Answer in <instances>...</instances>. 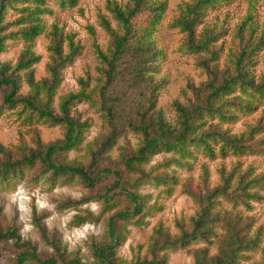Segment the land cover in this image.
Returning <instances> with one entry per match:
<instances>
[{"label": "trees", "instance_id": "16d2710c", "mask_svg": "<svg viewBox=\"0 0 264 264\" xmlns=\"http://www.w3.org/2000/svg\"><path fill=\"white\" fill-rule=\"evenodd\" d=\"M80 0H0V54L8 47L7 42L17 41L22 48L17 60L0 63V117L11 113L21 126L63 130L62 140L43 146L37 138V148L26 150L16 146L0 145V191L10 192L17 184L42 186L50 192L58 186H82L88 189L101 187L103 191L78 201L59 203L56 210L76 209L70 222L77 227L86 223H99L106 215L105 231L99 242L88 245L91 264H166L168 254L187 250L195 244H211L216 238V229L230 235V245L223 259L210 264H239L246 260L244 253L256 251L260 240L249 236V227L234 231L235 214L221 212L220 201L232 211L238 208L250 210L251 202L264 198L257 191L264 189V176L251 178L249 174L221 175L219 184L209 189L206 170L200 183L185 184L183 191L197 207L195 215L188 220L177 221L178 234L171 235L162 225L153 229L148 242L147 254L140 260L123 262L116 256L117 249L125 242L129 227L145 225L144 219L160 207L152 195L143 194V187H152L159 194L170 196L178 179L170 167L189 171V160L195 154L208 159L217 156L264 155V139L252 142V134H259L264 127L255 126L244 138L228 136L218 131L222 125L234 124L240 116L253 113L257 105H264V76L254 83L248 76L249 59L254 51L264 46L260 40L248 51L242 49L231 57V70L227 76L218 77L210 72L209 82L202 86L195 101L182 94L183 102L174 101L175 123L168 124L161 110L156 109L160 84L154 77L165 60L158 48L154 34L166 11L164 0H128L121 6L109 3L106 11L115 27L104 18L100 25L108 41L105 51L95 48L98 62L97 77L93 85L89 79L78 80V92L57 97L61 84V71L77 53L72 37L66 36L56 26L46 32L43 17L51 15L49 3L59 10L73 9ZM231 0H192L174 28L186 34L184 47L192 54L210 53L212 39L209 31L203 30L200 39L194 36L202 25L206 11ZM10 11L16 19L7 22ZM14 27L15 30L9 28ZM241 33V29H238ZM47 37V62L44 78L35 80V66L41 57L35 55V40ZM68 47L65 54L63 47ZM27 87L25 96L20 95L22 86ZM87 103L98 115L101 126L99 135L82 150L81 145L89 128L87 122L72 115L77 104ZM136 140L131 146L127 137ZM120 141L122 146H118ZM217 147V149H215ZM116 148V166H102L101 161L110 157ZM84 152L82 161L69 159L70 152ZM160 153L170 158L146 168L150 159ZM96 202L100 213L77 210L79 206ZM46 217H33V226L39 233L40 242L51 248L52 255L41 257L28 242L22 241L14 227L0 230V243L11 242L12 253H0L1 264H82L73 253H68L59 239L48 237L41 225ZM194 264H206L205 255L197 257ZM264 264V247L261 263Z\"/></svg>", "mask_w": 264, "mask_h": 264}, {"label": "rangeland", "instance_id": "374dc122", "mask_svg": "<svg viewBox=\"0 0 264 264\" xmlns=\"http://www.w3.org/2000/svg\"><path fill=\"white\" fill-rule=\"evenodd\" d=\"M166 11L162 16L157 31L153 35L158 48L162 49L165 60L161 64L158 74L154 80L161 85L158 92L156 109L161 110L165 121L173 125L175 123V112L171 105L174 101L183 102L182 94L187 99L195 101L203 85L210 79V72L218 77L227 76L231 70L230 59L238 54L243 48L250 51L256 47L264 35V0H231L214 9L206 11L203 23L194 33L196 39H200L203 30L209 31L212 42L208 48L210 53L192 54L184 45L186 34L180 29L172 27L174 22L181 16L184 10L192 5V0H164ZM128 0H80L73 9L59 10L53 2L49 3L51 15L43 17V22L48 32L51 26L66 36L72 37L73 47L77 53L71 58L61 71V84L57 90V97L78 92V80L88 78L93 85L97 77V58L95 48L106 50L108 37L100 25L101 18H104L115 27L110 14L106 11L109 3L125 5ZM17 14L10 11L6 17L7 22L16 19ZM238 29H241V33ZM15 30L14 27L9 28ZM47 37L42 35L34 42L33 51L41 57L38 65L35 66V80L44 78V66L47 62ZM264 41V40H263ZM8 47L0 54V63H14L21 51L22 45L17 41L7 42ZM64 53H68V47H63ZM249 78L257 83L264 76V46L254 51L249 59ZM27 87L22 86L20 95L25 96ZM72 115L79 117L80 121L87 122L89 128L85 133L82 150L100 133L101 121L97 114L87 103H80L72 109ZM264 127V105H257L255 111L242 115L234 124L222 125L218 131L228 136L246 138L252 128ZM63 137V130L59 126L52 128L36 127L30 129L20 125V122L11 113L0 117V145L21 147L26 150L37 148V138L43 146L54 144ZM131 146H135L136 140L127 137ZM264 139V131L259 134H252V142H259ZM120 141L118 146H122ZM264 148V147H263ZM217 149V147H215ZM84 152H70L69 159L82 161ZM116 148L110 157L101 161L102 166L113 168L116 166ZM170 158V154L160 153L150 159L146 168L161 163L164 159ZM191 169L189 171L181 168L170 167L168 171L178 179L170 196L158 193L152 187H143V194L152 195L153 201L158 203L160 209L152 212L144 219L145 225L141 227H129L125 242L117 249L116 256L123 262H131L136 259L142 260L147 254L148 242L153 229L162 225L171 235L178 234L175 227L177 221L188 222L192 218L197 207L193 201L184 193L183 186L192 183L196 186L206 178L209 189H214L219 184L220 176H228L233 173V179L243 174L251 175V178L264 176V155H243L233 156L229 154L225 158L216 157L208 159L201 154H195L189 160ZM103 191L101 187L88 189L82 186H58L47 192L42 186H31L19 183L10 192L0 191V230L16 228L22 241L30 243L41 257L52 255L50 247L43 245L39 239V233L33 226L32 220L35 216L46 217L41 225L48 237L54 235L66 248L68 253H73L82 264H91V257L88 245L92 241L99 242L105 231L106 215L99 223H86L81 226H70L73 217L78 213L76 209L64 211L56 210L59 203L67 200L78 201L82 197H89ZM261 198H264L263 191H257ZM250 210L238 208L232 211L225 202L220 201L221 212L235 214L236 226L234 231L244 226L249 227V236H255L260 240L258 249L254 252L244 253L246 260H240L239 264H259L262 260L264 247V200L251 202ZM77 210H88L94 215L100 213V204L90 202L79 206ZM216 238L211 244H195L185 251L168 254L166 264H194L197 257L205 255V263L210 264L217 259L224 258V252L230 245V235L221 229H216ZM14 247L11 242L0 243V253H12ZM1 264V260H0Z\"/></svg>", "mask_w": 264, "mask_h": 264}]
</instances>
